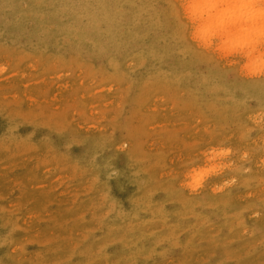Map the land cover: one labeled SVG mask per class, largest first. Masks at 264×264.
Here are the masks:
<instances>
[{
    "label": "rangeland",
    "instance_id": "rangeland-1",
    "mask_svg": "<svg viewBox=\"0 0 264 264\" xmlns=\"http://www.w3.org/2000/svg\"><path fill=\"white\" fill-rule=\"evenodd\" d=\"M183 2L0 0V264H264V74Z\"/></svg>",
    "mask_w": 264,
    "mask_h": 264
},
{
    "label": "clouds",
    "instance_id": "clouds-1",
    "mask_svg": "<svg viewBox=\"0 0 264 264\" xmlns=\"http://www.w3.org/2000/svg\"><path fill=\"white\" fill-rule=\"evenodd\" d=\"M185 15L197 23L191 39L201 47L247 58L246 68L264 74V0H184ZM264 120V113L257 122ZM208 169L206 172L215 171ZM206 172L197 174L199 187Z\"/></svg>",
    "mask_w": 264,
    "mask_h": 264
},
{
    "label": "bare ground",
    "instance_id": "bare-ground-1",
    "mask_svg": "<svg viewBox=\"0 0 264 264\" xmlns=\"http://www.w3.org/2000/svg\"><path fill=\"white\" fill-rule=\"evenodd\" d=\"M184 1V0H183ZM184 3V2H183ZM192 22V21H191ZM194 23V22H193ZM193 25H195V23L193 24ZM193 25H191V26H193ZM197 25V24H196ZM197 27V26H196ZM194 28V27H193ZM192 30H194V29H192ZM202 48H204V47H202ZM215 48V47H214ZM213 48V49H214ZM208 49H210L209 47H208ZM223 53V52H222ZM229 54V53H228ZM244 58H245V56H244ZM246 59V58H245ZM57 249V248H56ZM59 251V250H58Z\"/></svg>",
    "mask_w": 264,
    "mask_h": 264
}]
</instances>
